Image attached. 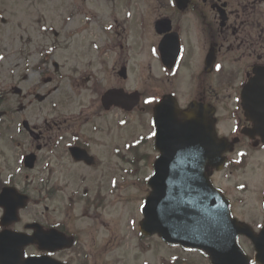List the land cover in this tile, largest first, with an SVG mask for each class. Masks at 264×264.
I'll return each mask as SVG.
<instances>
[{
  "label": "flooded vegetation",
  "instance_id": "flooded-vegetation-1",
  "mask_svg": "<svg viewBox=\"0 0 264 264\" xmlns=\"http://www.w3.org/2000/svg\"><path fill=\"white\" fill-rule=\"evenodd\" d=\"M110 1L105 6L112 13H108L107 23L97 21L99 33L94 29L97 15L92 11L79 13L84 18L75 35L83 33L85 39L73 64L61 67L53 62L58 47L67 51L66 15L62 14L58 31L55 26L44 29L50 46L38 52V66L30 68L26 61L34 53L30 32L26 39L20 38L19 63L13 68L27 77L12 85L10 95L0 94V127H7L10 115L14 126L6 132L0 128V145H4L0 147V196L7 193L6 200H27L18 221L7 224L3 222L5 207L0 205V244H7L5 235L31 237L32 244L24 249L26 256H44L62 264H116V252L124 249V242L130 238L123 233L118 235L115 224L105 221V216L113 213L114 173L123 167L111 161L121 158V162L130 164L131 155L140 151L138 144L132 146V139L117 142L114 116L128 117L140 111L143 123L152 125L146 142L153 140L158 155L154 108L172 96L183 110L198 104L214 111L212 118L219 137L232 145L225 154L228 163L224 171H245L249 151L264 152V0H158L155 4L147 3L148 0ZM133 28L139 33L132 45ZM142 33L152 36L151 52L162 74L158 81L164 87L168 84L165 92L145 94L125 86L131 80L133 54L140 47ZM30 71L40 72L39 81L25 92V84L31 80ZM186 72L193 91L191 100L182 105L175 84ZM180 80L184 82L183 78ZM250 81H254V95L248 116L243 91L250 87ZM64 83L71 90L77 89L78 99L90 96L89 106L69 95L61 87ZM60 89V100L51 101ZM111 92H118L119 96L139 92L140 105L132 112L113 106L104 101ZM149 99L155 102L145 103ZM71 107L76 108L74 114L67 112ZM139 157L140 163L143 160L146 167L153 168L155 159ZM208 171L213 173L214 184L230 200L233 216L261 234L264 190L259 197V214L251 215L255 220L246 219L247 214L235 212L225 183H216L215 175L222 172H212L210 168ZM259 182L263 186V180ZM147 188L148 181L146 192L150 191ZM33 204L35 208L45 204L44 213L35 212L33 221L24 223L23 216ZM139 234L138 240L148 239L141 231ZM240 243L254 264L258 255L255 247L245 237ZM259 258L264 262V248ZM179 263L188 264L176 258L168 261Z\"/></svg>",
  "mask_w": 264,
  "mask_h": 264
},
{
  "label": "rangeland",
  "instance_id": "rangeland-1",
  "mask_svg": "<svg viewBox=\"0 0 264 264\" xmlns=\"http://www.w3.org/2000/svg\"><path fill=\"white\" fill-rule=\"evenodd\" d=\"M121 1L124 3L125 0H118L115 3H120ZM110 3H112L110 0H0V94H5V96L10 95L12 85H15V82L19 81L20 78L27 77V74L22 75L19 69L13 68L14 65L19 63L17 54L20 38L26 39L27 33L30 32V38L33 41L31 49L34 50V53L26 61L29 63L30 68L38 66L40 60L38 52L46 51L50 46L47 38L44 37V29L48 26H55L53 28L58 31V26L63 20L62 14L66 15L67 51L58 47L53 55L55 56L53 62H58L61 67L63 64H73L75 57L78 56L76 54L79 52L81 42L85 39L83 33L75 35L84 18L83 16L80 17L79 13L92 11L94 15H97L98 19L94 23V29L98 32L101 27H99L97 21L103 20L107 23L109 18L108 13H112L107 11L108 9L105 6L107 4L110 5ZM147 3L155 4L158 3V0H148ZM115 12L118 14V11ZM106 15L108 16L106 17ZM138 33H135L133 28V32L130 35L132 45L136 39L138 40ZM151 40L152 36L145 33L141 34L140 47L136 54H133L131 80L125 85L131 90L139 89L142 92L144 91L145 94H148L149 91L165 92V88L168 87V84L164 87L158 81V78L162 77V74L161 72L159 73L154 55L151 52ZM53 43L54 41H52L51 45ZM72 67H75V65ZM149 69H151V72ZM39 73V71H36L34 74L33 71H30L29 76L31 80L25 84V92L31 84L39 81ZM188 74L186 72L181 76L184 82L179 77L177 80L179 82L175 84V88L179 90L178 96L182 105L187 104L191 100L190 96L193 91L192 80ZM61 87L64 90L67 89L69 95L75 97V100H82L86 107L89 106L88 101L91 98L90 96L78 99L77 89L71 90L68 83H64ZM60 95L61 89L52 95L51 101L60 100ZM12 98L13 96L10 97L11 100ZM48 102L44 104L45 107ZM9 105H12V101ZM10 107L7 106L5 108L11 109ZM75 109V107H71L67 109V112L70 111L69 114H74ZM136 112L128 117L114 116L116 122L113 128L117 142L121 143L125 139H132V146L138 144L137 150L140 151V154L131 155L130 164H128V161L121 162V158L119 161L118 159L115 162L111 161V163H117V165L120 163L123 167L121 171L118 170L121 168H117L114 173L116 185L115 189H112L115 193L113 197V213L110 216H105V221L115 224V230L118 235L123 233L125 237L127 235L130 238V240L124 242V249L116 252V264H168V261L174 258L188 264H210L205 254L201 252H186L179 247L168 246L158 237L142 241L138 240L140 222L143 219L140 207L143 204L144 197L149 193V191L146 192V183L153 174V168L151 166L146 167L143 160L140 163L139 156L143 155V158L147 156L149 160L152 159L154 161L158 155L154 151L153 140L147 141L148 143L146 142L147 137L151 134V123L149 122L148 125L143 123L141 113H138L140 111ZM12 118V115L7 118V127L6 125H1V131H12L14 128L11 122ZM0 147L4 148V145L1 144ZM249 153L246 160L247 169L245 171L231 174V168H229L227 171L215 175L214 178L217 184L225 183L227 192L233 200L235 212L241 211V213L249 216L244 218L255 220V216L260 212L259 197L261 198L262 191L264 190V152L249 151ZM12 158H15L14 153H12ZM127 160H129L128 157ZM97 175V178H100V173H97ZM262 180L263 186H260L259 181ZM95 181L96 179L92 180V183ZM34 206L33 204L23 216L24 223L32 222L35 212L44 213L45 204H40L37 208ZM252 214L255 216H251Z\"/></svg>",
  "mask_w": 264,
  "mask_h": 264
},
{
  "label": "water",
  "instance_id": "water-1",
  "mask_svg": "<svg viewBox=\"0 0 264 264\" xmlns=\"http://www.w3.org/2000/svg\"><path fill=\"white\" fill-rule=\"evenodd\" d=\"M245 94L250 101L251 89ZM104 101L132 111L140 103V95L111 92ZM251 105L248 103L249 108ZM210 115L200 105L183 111L172 96L156 105L154 125L160 156L149 180L151 193L141 209V231L149 237L159 235L171 245L203 251L212 264H250L238 238L246 236L260 252L264 232L257 236L233 218L229 201L210 180L207 168L224 169L227 159L223 154L229 146L218 139ZM7 196L0 197V204L12 220L22 200H6ZM3 237L7 244H0V264H60L46 257L24 258V248L33 241L22 234Z\"/></svg>",
  "mask_w": 264,
  "mask_h": 264
},
{
  "label": "snow or ice",
  "instance_id": "snow-or-ice-1",
  "mask_svg": "<svg viewBox=\"0 0 264 264\" xmlns=\"http://www.w3.org/2000/svg\"><path fill=\"white\" fill-rule=\"evenodd\" d=\"M155 101L154 100H152V99H149V100H146L145 101V103H147V104H152V103H154Z\"/></svg>",
  "mask_w": 264,
  "mask_h": 264
}]
</instances>
